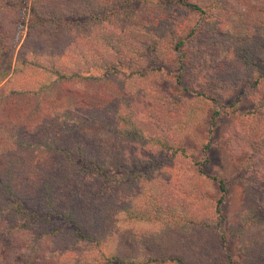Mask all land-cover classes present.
Here are the masks:
<instances>
[{"label": "trees", "instance_id": "trees-1", "mask_svg": "<svg viewBox=\"0 0 264 264\" xmlns=\"http://www.w3.org/2000/svg\"><path fill=\"white\" fill-rule=\"evenodd\" d=\"M256 1L0 0V264H264ZM220 117L242 127L249 153L226 228L227 185L203 170L210 136L197 161L183 144ZM102 134L124 143L119 153ZM144 140L158 150L130 159L125 145ZM17 152L55 161L32 176ZM160 152L169 162L156 165Z\"/></svg>", "mask_w": 264, "mask_h": 264}, {"label": "rangeland", "instance_id": "rangeland-1", "mask_svg": "<svg viewBox=\"0 0 264 264\" xmlns=\"http://www.w3.org/2000/svg\"><path fill=\"white\" fill-rule=\"evenodd\" d=\"M248 3L254 4L257 3V1L230 0V5L237 9L242 8L245 4ZM24 34L25 30H22V28L19 29L18 38H23ZM143 121L146 122L145 119ZM208 128L204 126L203 128L196 129V136H185L183 138V144L188 150L189 157L197 161L198 159H201L203 157L202 147L205 141H207V136H210V142L212 146L209 152V161L203 166V170L206 174L215 176L216 178L224 181L227 185L228 193L223 200L221 208L224 218V223L222 226L226 228L227 225L233 221L235 212L242 204L241 190L235 185L234 181L238 173L237 169L240 166V159L243 156H248L249 153L248 150H243L242 148L243 144L241 143V141L244 139L241 133L242 127H240V125L233 118L220 117L217 121L216 127H214L211 134L207 133ZM145 134L147 133L145 132ZM173 134L176 136L174 131ZM100 143L103 144V146L109 147V153H119L120 144L122 148L124 146V143L118 138L116 140L112 135L107 134H102ZM125 147H128L127 150L130 151V153L128 154L130 156V159H133L136 154L135 150H138L139 155L143 157L144 162H147L149 160L144 150H158L157 148L148 145L145 140L143 142L132 141L131 144L125 145ZM17 153L19 154V157H21V162L26 171H28L32 176H39L41 173H43L44 168H46L48 165V167L50 168L55 161V159L53 160L52 157L50 158L48 155L40 154L39 152H35L32 157H29L24 153ZM151 162L156 165H160L169 161L166 157V154L160 152L155 157H152ZM190 162H192V160L189 158L186 163L188 164ZM31 164H34L33 169L31 168ZM139 170L141 172H145L147 170V166L142 165L139 167ZM176 172L179 174L177 180L182 178L184 175H189V171L187 169H180L179 171H174V178ZM164 178L167 179L168 176H164ZM176 190L178 192L176 197L180 199V197L183 196V193L181 192V189L178 185H176ZM190 199L192 198L190 197ZM192 209L195 212H200L199 204H194L192 206ZM235 245L236 239L233 236H229L227 251L232 257L238 258ZM54 248L55 246H53V248H51L50 250Z\"/></svg>", "mask_w": 264, "mask_h": 264}]
</instances>
